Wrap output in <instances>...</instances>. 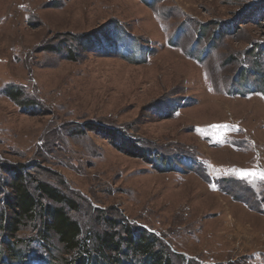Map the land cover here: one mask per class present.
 Instances as JSON below:
<instances>
[{"label":"rangeland","instance_id":"1","mask_svg":"<svg viewBox=\"0 0 264 264\" xmlns=\"http://www.w3.org/2000/svg\"><path fill=\"white\" fill-rule=\"evenodd\" d=\"M147 1L0 0V163L75 201L80 237L100 210L185 263L264 264V0Z\"/></svg>","mask_w":264,"mask_h":264},{"label":"trees","instance_id":"2","mask_svg":"<svg viewBox=\"0 0 264 264\" xmlns=\"http://www.w3.org/2000/svg\"><path fill=\"white\" fill-rule=\"evenodd\" d=\"M15 89L17 87L12 86L6 91L13 101L18 99ZM108 134L114 136V133ZM131 152L136 154L134 150ZM143 154L142 157L156 169L171 170L173 158L164 160L155 151H144ZM137 155L141 156L139 152ZM0 170L3 172L0 174V264H29L32 257L39 258L31 254L30 246L37 241L48 250L51 233L57 236L61 245V256L57 259L51 252L50 259L41 257L46 264H175L173 259L177 264L196 263L190 260L185 263L183 255L173 254L155 234L100 210H97L99 215L95 220L105 221L109 229L89 231L80 237V225L70 219L66 211V208L77 210L75 201L39 181L34 188L38 193L35 197L27 185L25 164L4 167L0 163ZM31 181L34 182V178ZM43 198L49 203H42ZM37 220L41 227L38 238L23 241L24 245L20 246L16 237L20 226L24 221H34L33 227H36Z\"/></svg>","mask_w":264,"mask_h":264},{"label":"snow or ice","instance_id":"3","mask_svg":"<svg viewBox=\"0 0 264 264\" xmlns=\"http://www.w3.org/2000/svg\"><path fill=\"white\" fill-rule=\"evenodd\" d=\"M244 175H248V174H242V176ZM251 175H257V173H251ZM259 175L261 179H264V173H260Z\"/></svg>","mask_w":264,"mask_h":264}]
</instances>
